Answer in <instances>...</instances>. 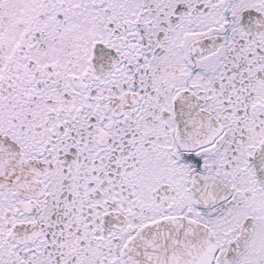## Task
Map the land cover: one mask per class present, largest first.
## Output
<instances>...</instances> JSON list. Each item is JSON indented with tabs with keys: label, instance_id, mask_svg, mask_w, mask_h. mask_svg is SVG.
<instances>
[{
	"label": "snow or ice",
	"instance_id": "obj_1",
	"mask_svg": "<svg viewBox=\"0 0 264 264\" xmlns=\"http://www.w3.org/2000/svg\"><path fill=\"white\" fill-rule=\"evenodd\" d=\"M0 264H264V0H0Z\"/></svg>",
	"mask_w": 264,
	"mask_h": 264
}]
</instances>
